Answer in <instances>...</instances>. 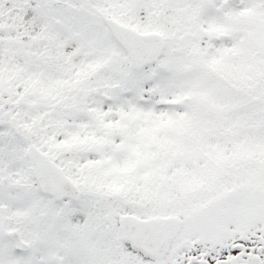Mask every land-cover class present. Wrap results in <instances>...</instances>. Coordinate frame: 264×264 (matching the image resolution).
Segmentation results:
<instances>
[{
  "label": "snow or ice",
  "instance_id": "6c2138e0",
  "mask_svg": "<svg viewBox=\"0 0 264 264\" xmlns=\"http://www.w3.org/2000/svg\"><path fill=\"white\" fill-rule=\"evenodd\" d=\"M0 264H264V0H0Z\"/></svg>",
  "mask_w": 264,
  "mask_h": 264
}]
</instances>
